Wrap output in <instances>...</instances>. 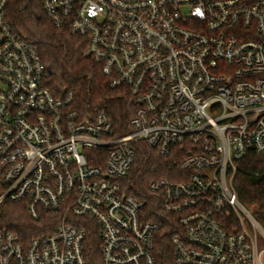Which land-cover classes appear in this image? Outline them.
<instances>
[{
	"label": "built area",
	"instance_id": "obj_1",
	"mask_svg": "<svg viewBox=\"0 0 264 264\" xmlns=\"http://www.w3.org/2000/svg\"><path fill=\"white\" fill-rule=\"evenodd\" d=\"M41 1L134 111L114 135L105 113L84 118L70 94L54 96L0 0V205L56 214L29 239L0 229V264H92L90 231L95 264H157L160 224L122 185L139 141L178 157L177 180L148 185L177 217L173 264H264V229L233 185L248 150L264 152V0Z\"/></svg>",
	"mask_w": 264,
	"mask_h": 264
},
{
	"label": "trees",
	"instance_id": "obj_2",
	"mask_svg": "<svg viewBox=\"0 0 264 264\" xmlns=\"http://www.w3.org/2000/svg\"><path fill=\"white\" fill-rule=\"evenodd\" d=\"M5 16L20 38L29 42L45 65L44 85L56 97L72 96V108L84 118L105 113L112 122L114 135L130 130L134 106L126 88H111L98 64L83 56L84 38L65 28L55 27L46 16L41 0H7ZM178 157H159L144 142L134 143V156L122 185L127 193L144 202L145 216L160 224L154 238L157 264H173L170 239L178 230L177 217L163 211L159 196L149 189L151 180L178 179ZM175 173V177L170 173ZM239 201L250 209L264 229V152L248 150L238 162L233 178ZM56 214L45 212L38 220L28 217L20 203L0 205V229L12 231L21 239L49 233ZM97 233L90 231L85 251L88 259L98 261Z\"/></svg>",
	"mask_w": 264,
	"mask_h": 264
}]
</instances>
